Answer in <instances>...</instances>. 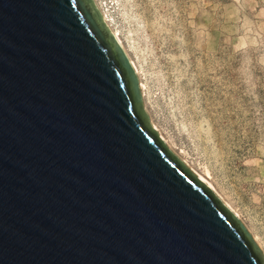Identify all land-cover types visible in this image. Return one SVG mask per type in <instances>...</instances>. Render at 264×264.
Wrapping results in <instances>:
<instances>
[{"label": "water", "instance_id": "1", "mask_svg": "<svg viewBox=\"0 0 264 264\" xmlns=\"http://www.w3.org/2000/svg\"><path fill=\"white\" fill-rule=\"evenodd\" d=\"M0 264H264L95 0H0Z\"/></svg>", "mask_w": 264, "mask_h": 264}, {"label": "rangeland", "instance_id": "2", "mask_svg": "<svg viewBox=\"0 0 264 264\" xmlns=\"http://www.w3.org/2000/svg\"><path fill=\"white\" fill-rule=\"evenodd\" d=\"M95 1L152 126L195 174L210 171L264 254V0Z\"/></svg>", "mask_w": 264, "mask_h": 264}, {"label": "bare ground", "instance_id": "3", "mask_svg": "<svg viewBox=\"0 0 264 264\" xmlns=\"http://www.w3.org/2000/svg\"><path fill=\"white\" fill-rule=\"evenodd\" d=\"M101 6V5H100ZM101 8H102V6H101ZM104 11V10H103ZM104 17H105V19L111 24V20L108 18V16H107V14H106V11H104ZM114 31V33H115V35L117 36V38H118V40H119V42L123 45V43H122V40H121V38L119 37V33L116 31V30H113ZM124 46V45H123ZM132 61V60H131ZM132 63H133V65L135 66V68H136V70H137V72H138V74L140 75V72H139V70H138V68H137V66L135 65V63L132 61ZM145 85H144V83L143 82H141V87H142V90H145L144 87ZM161 137V136H160ZM162 138V137H161ZM163 139V138H162ZM164 140V139H163ZM164 142L166 143V141L164 140ZM166 145H167V143H166ZM168 146V145H167ZM186 165V164H185ZM187 166V165H186ZM188 167V166H187ZM189 168V167H188ZM190 169V168H189ZM191 170V169H190ZM192 171V170H191ZM196 171V170H195ZM193 172V171H192ZM197 172V171H196ZM194 173V172H193ZM195 174V173H194ZM198 174V175H197ZM197 174H195V175H197L198 176V178H200L203 182H205L210 188H214L215 189V187H214V185H213V183L211 182V178H212V176H211V173H210V171L209 170H207V172H206V174H201V173H199V172H197ZM217 195V194H216ZM235 212V211H234ZM236 212H237V210H236ZM238 213V212H237ZM236 213V215L238 216V217H241L239 214H237ZM258 238V237H257ZM258 241V240H257Z\"/></svg>", "mask_w": 264, "mask_h": 264}]
</instances>
